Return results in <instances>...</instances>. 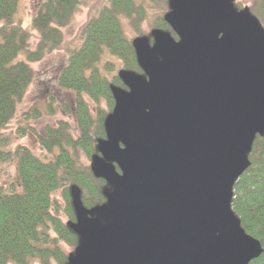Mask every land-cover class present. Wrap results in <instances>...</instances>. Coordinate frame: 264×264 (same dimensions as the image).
Returning a JSON list of instances; mask_svg holds the SVG:
<instances>
[{
	"label": "water",
	"instance_id": "1",
	"mask_svg": "<svg viewBox=\"0 0 264 264\" xmlns=\"http://www.w3.org/2000/svg\"><path fill=\"white\" fill-rule=\"evenodd\" d=\"M235 0H168L177 35L132 40L142 73L111 84L90 170L105 202L70 189L78 243L66 264H248L261 245L231 208L264 135V28ZM118 170H117V168Z\"/></svg>",
	"mask_w": 264,
	"mask_h": 264
},
{
	"label": "trees",
	"instance_id": "2",
	"mask_svg": "<svg viewBox=\"0 0 264 264\" xmlns=\"http://www.w3.org/2000/svg\"><path fill=\"white\" fill-rule=\"evenodd\" d=\"M139 1L137 7H145L142 3L146 0ZM19 2L0 0V135L32 80L30 62L61 46L62 28L82 4V0H44L32 18L38 42L29 50L30 32L14 19ZM136 5L135 0H109V5L83 25L81 45L58 75L59 87L76 92L73 115L78 136L60 121L55 127H45L37 137L49 156H37L25 146L7 151L17 162L18 179L12 186H0V264H66L78 243V236L67 225L75 220L71 186L79 188L86 207L105 202L106 181L95 177L90 167L81 163V157L97 153V141L105 137L107 114L99 109L93 116L83 93L95 100L104 98L112 109L110 84H122L117 75L109 78L98 66L106 51L123 60L126 69L140 72L132 40L122 27V17L132 12L141 15L142 8ZM250 11L264 22V0H255ZM156 26L176 38L163 16ZM19 54L25 59H17ZM248 160L249 166L233 184L231 208L245 232L262 248L248 264H264V135L255 136Z\"/></svg>",
	"mask_w": 264,
	"mask_h": 264
},
{
	"label": "rangeland",
	"instance_id": "3",
	"mask_svg": "<svg viewBox=\"0 0 264 264\" xmlns=\"http://www.w3.org/2000/svg\"><path fill=\"white\" fill-rule=\"evenodd\" d=\"M43 1L20 0L14 16V19L30 32L29 50L35 49L38 42V32L32 28L31 24L38 6ZM146 1L142 3L145 7H137L141 1L135 0L137 4L135 8H142L141 15L132 12L131 16L122 17L123 31L129 40L140 36L149 37L150 31L157 27V20L169 10L166 0ZM254 2L255 0H236L234 5L236 9L244 7L250 9ZM107 5L109 0H82L70 23L62 28L61 46L45 53L40 60L30 62L33 70L32 80L23 98L17 104L13 118L1 129L0 186H12L18 179L17 162L14 158H10L7 151L25 146L37 156H49L41 149L37 137L43 133L45 127H55L60 121L67 123L69 132L74 137L78 136L77 120L73 115L76 92L59 87L58 75L67 64L70 55L81 45L83 25ZM255 17L264 28V22L257 15ZM17 59H25L24 54H19ZM98 66L109 78L116 75L120 69H125L124 61L108 51L105 52ZM83 98L93 116L97 115L99 109L104 114L111 111L107 100L102 97L95 100L87 93H83ZM81 163L89 166L90 158L81 157ZM58 202L62 209V199L60 198ZM60 213L66 219L62 210ZM63 245L66 247L65 244ZM66 248L71 250L69 247Z\"/></svg>",
	"mask_w": 264,
	"mask_h": 264
}]
</instances>
